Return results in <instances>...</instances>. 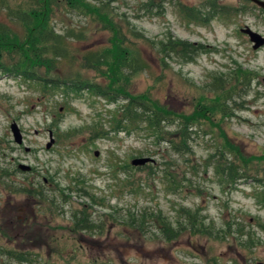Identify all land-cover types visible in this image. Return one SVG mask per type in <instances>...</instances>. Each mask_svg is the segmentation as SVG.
<instances>
[{
	"label": "rangeland",
	"instance_id": "374dc122",
	"mask_svg": "<svg viewBox=\"0 0 264 264\" xmlns=\"http://www.w3.org/2000/svg\"><path fill=\"white\" fill-rule=\"evenodd\" d=\"M210 1L153 0L149 6L150 0H115L108 9L145 64L123 81L128 92L179 115L163 134L181 135L180 116L199 120L186 151L159 143L145 123L124 122L123 100L0 72V264H264V47L254 50L241 32L249 26L264 36V10L249 0H213L223 12L208 22L188 16L190 9L206 16ZM28 2L0 0V27L25 38L11 10ZM54 11L51 26L65 34L63 44L76 51V60L49 74L41 68L42 78L67 84L80 74L81 82L108 85L98 70L84 66L86 56L110 47L113 33L66 4ZM68 31H83L85 39L73 40ZM169 37L205 50L191 63L165 58L156 45ZM13 122L24 135L21 146ZM50 131L55 142L47 149ZM143 157L156 162L132 165ZM227 162L238 166L236 184L217 173L216 165ZM20 163L32 170L21 171ZM37 190L48 198L34 197ZM84 205L92 206L102 232L74 230L72 214ZM186 209L217 237L186 231L166 241L149 216L144 230L126 224L132 213L147 211L161 213L175 228Z\"/></svg>",
	"mask_w": 264,
	"mask_h": 264
},
{
	"label": "trees",
	"instance_id": "16d2710c",
	"mask_svg": "<svg viewBox=\"0 0 264 264\" xmlns=\"http://www.w3.org/2000/svg\"><path fill=\"white\" fill-rule=\"evenodd\" d=\"M112 1L115 0H34L33 4H31L30 0L27 8L20 5L18 9L11 10V15L18 23L25 27L27 34L22 39L17 35L9 33L6 28L0 27V72H7L9 75L37 82L43 80L53 88L58 86H65L74 90L86 88L98 96L109 100H123L124 103L120 106L119 110L124 122H129L130 124L135 122L145 123L149 130L156 135L159 143H166L171 150L173 149L176 152L186 151L193 134L190 129L195 125L193 123H197L199 120L195 116H180V123L176 125H180V127H177V131H180L181 135L179 133L176 135L163 134L168 131L167 129L170 125L176 122L179 115L147 96H134L130 94L126 85L123 84V81H128L130 77L139 73V71H143L145 64L138 58L141 52L138 48L134 47L135 44L130 42V46H128V43H126L125 37L127 35L121 30L120 24L118 22L116 24L110 19L111 12L108 9ZM152 2L153 0H150L148 5L150 6ZM62 4H66L74 12L82 11L86 16L90 14L92 19L98 22L101 21L105 25V29L113 33L110 47L96 53L94 57L86 56L85 59L87 61L84 66L85 69L98 70L103 74L104 78L108 79V85L90 81L81 82L78 80L80 74L69 80L67 84H63L64 82L60 80H44L40 75L38 70L41 68H45L46 73L49 74L61 62L76 60L73 56L76 54V51H72L71 47L68 49L63 44L65 34L59 33L55 27L51 26L52 17L55 13L54 7ZM207 8L209 9V13L206 16L201 13V17H199L197 12L191 9L188 16L196 21L208 22L215 15L223 12L220 5L213 0L208 2ZM131 32L137 40L144 38V36L136 31ZM67 35L68 37H72L73 40L81 41L85 39L83 31H68ZM156 46L159 49L157 50L159 54L165 55V58H179L185 63L194 62L199 54L205 50V47L201 44L170 37L168 41H160ZM204 116L205 113L199 114V117ZM176 136L180 137V141L177 142ZM184 144H186L185 148L183 147ZM228 153L237 158V154L232 150L228 151ZM237 161L240 160L237 158ZM216 167L220 177L228 180L230 183L236 184L237 180L241 177L238 176V166L235 162H227L225 165L218 163ZM244 167L247 166L244 165ZM3 174L7 175L6 171ZM256 179V177H253V180ZM34 193V197L38 199L45 200L48 198L40 190ZM91 207L84 205L80 210L73 212L71 218L75 231L88 234L103 231L102 226L95 224L93 221ZM183 212H185L183 215L184 221L179 220L175 228L161 213L148 214L147 211H143L140 214L132 213L130 218L126 219V224L135 229L144 230L147 228V216H149L148 220L154 219L155 223L160 225V227L157 225V229L161 231L166 241H174L186 231L217 237L216 235L218 234H214L213 232L214 228L206 224L205 220L201 219L198 213H194L189 209L183 210ZM239 234L241 237H246L244 231L239 232ZM12 254L16 259H21L22 261L25 259V255L22 253Z\"/></svg>",
	"mask_w": 264,
	"mask_h": 264
},
{
	"label": "water",
	"instance_id": "95a60500",
	"mask_svg": "<svg viewBox=\"0 0 264 264\" xmlns=\"http://www.w3.org/2000/svg\"><path fill=\"white\" fill-rule=\"evenodd\" d=\"M251 1L257 6H259L260 8L264 9V0H251ZM241 32L249 37L251 43L253 44L254 50H258L264 47V36L260 34L259 32L254 31L249 26L243 28ZM11 131L13 133L15 143L19 146L23 145L24 135L22 133L20 126L16 122L12 123ZM54 142H55V139L53 137V132L50 131V141L47 143L46 148L50 149L53 146ZM26 151L30 152L31 148L26 147ZM95 154L96 156H98L99 152L97 151L95 152ZM155 162H156L155 159L152 157H143V158H135L134 160H132L131 163L133 166L139 167V166H146L149 163H155ZM18 168L23 172H30L32 170L31 166L24 164V163H20L18 165Z\"/></svg>",
	"mask_w": 264,
	"mask_h": 264
},
{
	"label": "flooded vegetation",
	"instance_id": "af4514ba",
	"mask_svg": "<svg viewBox=\"0 0 264 264\" xmlns=\"http://www.w3.org/2000/svg\"><path fill=\"white\" fill-rule=\"evenodd\" d=\"M251 3H253L251 0H249ZM218 4V3H217ZM254 4V3H253ZM255 5V4H254ZM257 6V5H256ZM259 7V6H257ZM260 8V7H259ZM244 34V33H243ZM247 36V35H246ZM249 38V37H248ZM250 40V39H249ZM251 42V41H250ZM263 48V47H262ZM254 49V48H253Z\"/></svg>",
	"mask_w": 264,
	"mask_h": 264
}]
</instances>
